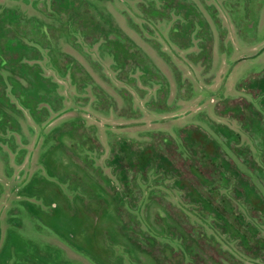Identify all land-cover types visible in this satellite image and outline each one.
I'll list each match as a JSON object with an SVG mask.
<instances>
[{
	"label": "rangeland",
	"instance_id": "obj_1",
	"mask_svg": "<svg viewBox=\"0 0 264 264\" xmlns=\"http://www.w3.org/2000/svg\"><path fill=\"white\" fill-rule=\"evenodd\" d=\"M0 20L40 53L0 108V264H264V0H0ZM148 149L166 179L132 166Z\"/></svg>",
	"mask_w": 264,
	"mask_h": 264
},
{
	"label": "trees",
	"instance_id": "obj_2",
	"mask_svg": "<svg viewBox=\"0 0 264 264\" xmlns=\"http://www.w3.org/2000/svg\"><path fill=\"white\" fill-rule=\"evenodd\" d=\"M3 22H4L3 20L2 21L0 20V34H3L4 35L3 39L0 40V57L3 60V61H1L2 67L0 68V72L1 71L2 72L3 71H6L9 74L11 73V75L10 76H7V77H4L0 73V94L3 95L2 97L0 96V108L2 107L3 104H6L7 103V99L5 98V94L7 92L6 90H7L8 86H10L9 85V81H11V79L14 80L16 78H20L21 79V77L16 74V71H17L16 65H18V67H19V70L18 71H21L22 70L24 73H26V72L32 73L31 71H33L30 68H29L30 70L28 68H26L24 66V64L21 63L22 60L20 62H19V60L20 59H24V58H27V59H30V60L31 59L32 60L33 59L35 60V59H38L39 56H40L39 55L40 53L38 54V56H36V55L34 56V53L36 51L35 50H33V51H30L29 50L28 51L26 49V47L23 45V43H21V41H22L21 38H25L26 40L27 39H30L31 40V38L29 37V35H21L20 34V35H18V37H16L12 32H10V30L7 27H5L2 24ZM11 39H12V41H11ZM15 41H17L18 44L21 46L20 48H21L22 53H20V54L18 52H14V50L11 48V46L13 44L15 46L17 45V43ZM10 44H12V45H10ZM19 56H20V59L15 60V57L17 58ZM12 62H13V64H11ZM19 63H21L22 65H20ZM26 79L27 78H25V80ZM263 94H264V91H263ZM32 103H33V101H32ZM15 111H16V109L14 110V112ZM10 112L11 111L6 112L7 113L6 116L8 117V119L5 118L4 119L5 120L4 123H1L0 122V133L6 132V129L7 128L10 129L11 122L13 123L12 118H11V114L12 113H10ZM0 141H2L1 140V137H0ZM3 142H5V141H3ZM181 152H182L181 154L184 155V152L183 151H181ZM218 158H220V160H222L225 163V165L222 166V167L226 168L227 166H229V164L227 163V161L221 159L220 156ZM134 162H136V165H132V166L139 167V169L141 170V174L150 173L151 171H154V172L156 171V172L162 174V177H163L162 179H166L169 176L168 175L169 169L165 165H163V163L169 164V162L166 159V156L162 155L161 157H159V153L156 154V151L155 150L148 149V150H145V151L141 152L140 154H138V156L136 157V159H134ZM233 176H234V174H233ZM159 179L162 180L161 178H159ZM182 182L183 181L180 180L179 177H178V180L175 181V184L177 186H179V188H181V189H187L186 187H188V182H183V183ZM241 186L244 187L245 188V191H246L245 193H243L244 194V198H247L248 199L251 195H254L255 194L254 192H251L250 191L251 190V187L249 186V184L245 183V181H242ZM243 194H242V196H243ZM215 218H220L221 220H223V217H221L220 213H216ZM180 230L182 231V232H180V234H183L184 235V239L179 238V240H176L177 239L176 238L175 241H177V243H179V244H182L183 242H184V244H186L187 240H190L192 238L189 236L188 232L186 231V228H184V230H182V229H180ZM194 231H196V230H194ZM196 232H199L200 233V238L202 240H204V241L206 240L205 238L202 237V232H200L199 230L196 231ZM195 242L198 243L197 241H195ZM212 244L215 245V243H212ZM164 247H166V246H164ZM159 249L163 252V248L161 246H160ZM175 253H178V252H175ZM185 255L186 256H184V254L181 253V252H179V254H178V256H182L184 258L185 257H189V258H193V259L198 260V259L202 258V255H204V251L201 248H198V249H196L194 251H191V250L187 251L185 253ZM203 259L205 261L203 263L208 264L210 262V259H208V257L206 255L203 256ZM167 260H168V263H172V262H170L172 260V257L169 256V259H167ZM41 264H46V263L43 262ZM173 264H176V263H173Z\"/></svg>",
	"mask_w": 264,
	"mask_h": 264
}]
</instances>
